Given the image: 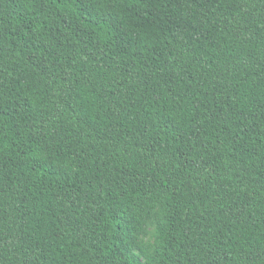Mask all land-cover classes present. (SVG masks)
Here are the masks:
<instances>
[{"label": "trees", "instance_id": "obj_1", "mask_svg": "<svg viewBox=\"0 0 264 264\" xmlns=\"http://www.w3.org/2000/svg\"><path fill=\"white\" fill-rule=\"evenodd\" d=\"M0 264H264V0H0Z\"/></svg>", "mask_w": 264, "mask_h": 264}]
</instances>
